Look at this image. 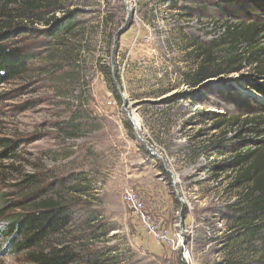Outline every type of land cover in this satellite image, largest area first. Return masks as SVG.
Listing matches in <instances>:
<instances>
[{"label":"rangeland","instance_id":"rangeland-1","mask_svg":"<svg viewBox=\"0 0 264 264\" xmlns=\"http://www.w3.org/2000/svg\"><path fill=\"white\" fill-rule=\"evenodd\" d=\"M61 2L58 21L38 12L11 38L28 60L0 85V217L25 212L20 204L66 203L69 228L36 251L69 247L71 264H225L232 253L264 264V234L246 229L261 223L242 206L254 187L240 179L249 165L234 164L246 151L264 155V63L227 38L242 23L264 31V0ZM70 16L72 34L53 35ZM208 51L239 69L194 86ZM253 170L258 178L264 160ZM126 190L159 229L183 236L158 244ZM3 219L0 264H37L13 252Z\"/></svg>","mask_w":264,"mask_h":264},{"label":"trees","instance_id":"trees-1","mask_svg":"<svg viewBox=\"0 0 264 264\" xmlns=\"http://www.w3.org/2000/svg\"><path fill=\"white\" fill-rule=\"evenodd\" d=\"M61 1L0 0V85L8 83L20 75L28 60V56L21 49L14 47L15 45L11 42L13 33L26 29L25 24H36L37 22L33 18L41 11H51L52 17L47 21L48 24L58 21L55 17V10H62L63 3ZM75 18V16H70L60 20L57 30L55 29L52 34H72L73 29L76 28ZM39 20L46 19L40 18ZM259 28L260 26L256 21L248 24L242 23L236 27H230L227 38H230L229 40L235 49L239 45H245L249 49L247 55L249 57L254 56L255 63L262 64L264 63V31ZM205 57L204 63L199 66L193 76L192 84L194 86L210 78L236 72L239 69L233 67L234 62H225V60L218 62L217 59L213 58L211 51L206 52ZM223 64H226V66L222 68ZM257 88L264 93V87L258 86ZM3 143L7 147L6 154L12 153L14 148L13 145L10 146L12 142L5 140ZM253 158L251 151H246L244 155L235 157L234 164L242 162L249 165L248 169L241 173L240 179L242 180L245 177L248 183H254L251 193L243 197L244 204L242 206L246 204L250 208L248 212L256 214L253 219L259 221L261 226L255 229L254 225H251L246 229L251 228V231L255 230L256 234H264V172H261L258 178H255L253 176L255 174L252 173L255 164L264 160V155L258 157L256 161H252ZM15 208L25 210V212L0 217V219L4 218L5 221L3 236L12 237L11 248L14 244L16 245L14 253L28 252L31 261L37 264H71L76 260V254L69 247L53 248L48 254H45V250L36 251L40 245L49 241L51 237L63 233L69 228L73 220V212L70 206L58 200L48 199L31 208L24 209L25 207L21 204L15 206ZM15 239H21V241L15 243L13 241ZM259 252L261 259L264 260V238H262ZM238 258L237 253H232V258H227L225 264H248L238 260Z\"/></svg>","mask_w":264,"mask_h":264},{"label":"built area","instance_id":"built-area-1","mask_svg":"<svg viewBox=\"0 0 264 264\" xmlns=\"http://www.w3.org/2000/svg\"><path fill=\"white\" fill-rule=\"evenodd\" d=\"M124 203L133 211L135 217L140 220L146 230L149 231L152 235L155 236L158 244H164L172 246L174 244V239H180L183 236V233H177L174 239L169 236L167 231L159 229L158 224H156L150 215L145 210V206L142 202V199L137 195L134 190H126L123 196Z\"/></svg>","mask_w":264,"mask_h":264},{"label":"bare ground","instance_id":"bare-ground-1","mask_svg":"<svg viewBox=\"0 0 264 264\" xmlns=\"http://www.w3.org/2000/svg\"><path fill=\"white\" fill-rule=\"evenodd\" d=\"M131 115H132V117H131ZM131 115H130V119L133 120L132 122H133V125H134L136 131L137 132H140L141 131V128H142L140 119L136 115H134V114H131ZM139 139L141 141H144L142 137H139Z\"/></svg>","mask_w":264,"mask_h":264},{"label":"water","instance_id":"water-1","mask_svg":"<svg viewBox=\"0 0 264 264\" xmlns=\"http://www.w3.org/2000/svg\"><path fill=\"white\" fill-rule=\"evenodd\" d=\"M126 111H127V113H128V117H129V119H130V115H131V112H129L127 109H126ZM130 121L132 122L133 120L132 119H130ZM133 123V122H132ZM138 133V137H141L140 136V134H139V132H137ZM145 144H147V142H145V141H143Z\"/></svg>","mask_w":264,"mask_h":264}]
</instances>
